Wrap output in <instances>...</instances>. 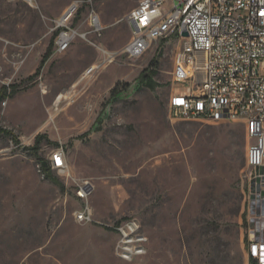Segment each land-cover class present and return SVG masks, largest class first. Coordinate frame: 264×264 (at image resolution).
<instances>
[{
    "label": "rangeland",
    "instance_id": "1",
    "mask_svg": "<svg viewBox=\"0 0 264 264\" xmlns=\"http://www.w3.org/2000/svg\"><path fill=\"white\" fill-rule=\"evenodd\" d=\"M74 1L0 0V89L18 88L0 101V128L17 136L0 134V264H248L247 124L170 116L185 40L172 34L129 57L126 16L140 0H84L79 29L90 30L96 12L101 35L58 52L57 24ZM68 93L71 102L57 106ZM62 147L66 173L50 166L65 190L43 170ZM84 180L94 185L91 222L75 215L86 205L76 193ZM131 219L147 252L124 260L113 227Z\"/></svg>",
    "mask_w": 264,
    "mask_h": 264
},
{
    "label": "built area",
    "instance_id": "2",
    "mask_svg": "<svg viewBox=\"0 0 264 264\" xmlns=\"http://www.w3.org/2000/svg\"><path fill=\"white\" fill-rule=\"evenodd\" d=\"M84 3L72 2L60 17L58 52L67 51L78 37L87 39L89 32L101 35L103 25L96 12L87 20L90 30L80 31ZM126 19L132 37L125 53L131 58L141 57L153 41L172 34L185 40L174 69L179 85L169 105L173 119H241L247 124L246 253L248 264H264V0H140ZM101 66H90L84 77ZM73 96L60 94L57 106L63 100L71 102ZM50 165L66 173L63 147L52 152ZM93 190L90 180L77 186L78 198L86 202L75 212L79 221H93L88 203ZM113 229L122 259L133 260L147 252L148 237L137 220L117 223Z\"/></svg>",
    "mask_w": 264,
    "mask_h": 264
},
{
    "label": "trees",
    "instance_id": "3",
    "mask_svg": "<svg viewBox=\"0 0 264 264\" xmlns=\"http://www.w3.org/2000/svg\"><path fill=\"white\" fill-rule=\"evenodd\" d=\"M58 31H56L55 33V36L57 35ZM52 50H53V41L50 43L45 55L43 56V59L41 61V66L40 68L42 67V65L45 64V62L50 58V56L52 55ZM154 62L152 61L151 62V65H153ZM39 68V70H40ZM39 72L36 73V75L38 74ZM33 77V76H31ZM142 79L146 82V84L152 89V90H155L156 89V83H155V80H153V76L152 75H145L144 73H142ZM17 86L15 84H12V85H5L3 86L1 89H0V101L8 98V97H11L13 96L16 92H17ZM118 93V88H115L113 91H112V95H116ZM0 134H9V135H12V137L17 140V136L14 134V132L12 130H8L6 128H0ZM43 138H45V136L43 134L41 135H38L37 138H36V146L33 147V149H36L38 150L39 147H40V144L43 140ZM242 139H245L244 135L242 137ZM54 143V142H52ZM37 152V151H36ZM43 170L45 172V176L49 179H51L55 184H57L61 190H65L66 189V186L63 182H61L57 177H55L53 175V171H52V168L51 166H47L45 167L43 165Z\"/></svg>",
    "mask_w": 264,
    "mask_h": 264
},
{
    "label": "water",
    "instance_id": "4",
    "mask_svg": "<svg viewBox=\"0 0 264 264\" xmlns=\"http://www.w3.org/2000/svg\"><path fill=\"white\" fill-rule=\"evenodd\" d=\"M183 35H184V36H188V32H187V31H184V32H183ZM43 165H44L45 167H47V166L50 165V162H49V161H44V162H43Z\"/></svg>",
    "mask_w": 264,
    "mask_h": 264
}]
</instances>
